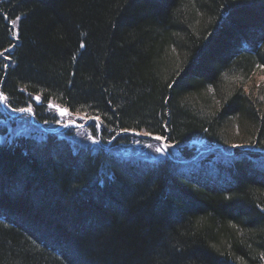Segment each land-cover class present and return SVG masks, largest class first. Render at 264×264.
<instances>
[{
  "label": "trees",
  "instance_id": "obj_1",
  "mask_svg": "<svg viewBox=\"0 0 264 264\" xmlns=\"http://www.w3.org/2000/svg\"><path fill=\"white\" fill-rule=\"evenodd\" d=\"M0 53V264H264V0H0Z\"/></svg>",
  "mask_w": 264,
  "mask_h": 264
},
{
  "label": "snow or ice",
  "instance_id": "obj_2",
  "mask_svg": "<svg viewBox=\"0 0 264 264\" xmlns=\"http://www.w3.org/2000/svg\"><path fill=\"white\" fill-rule=\"evenodd\" d=\"M16 19H19V17H17ZM14 26L16 24V20H11L10 21ZM17 33L14 31L12 33V35H16ZM83 47V45H81ZM9 50L8 49H5L4 52H8ZM0 55H3V53H0ZM5 59H8L10 60L11 59V56H6ZM5 67H7V65H5ZM171 86V85H170ZM37 100L40 99V97H36ZM0 102H3L5 104L8 103V97L5 96L2 92H0ZM53 107H56L55 105H53ZM14 111H19V112H26L28 114H33V109L32 107H26V108H19V109H14ZM61 114L63 115L64 114V110H61ZM148 135H151V133H148ZM157 140H162L164 139L163 137H156ZM93 142H96L95 140ZM164 147H167V145H165ZM164 147H160V148H157L156 151L157 152H163L164 151ZM235 147H239V145H236Z\"/></svg>",
  "mask_w": 264,
  "mask_h": 264
},
{
  "label": "rangeland",
  "instance_id": "obj_3",
  "mask_svg": "<svg viewBox=\"0 0 264 264\" xmlns=\"http://www.w3.org/2000/svg\"><path fill=\"white\" fill-rule=\"evenodd\" d=\"M22 113H24V112H18V113H16V114H14L13 115V118L14 119H18V118H20V119H25V118H23L22 116H21V114ZM27 114V113H26ZM26 117H27V115H26ZM30 118L32 119L33 118V116H32V114H30ZM77 124V122H74V124L73 125H76Z\"/></svg>",
  "mask_w": 264,
  "mask_h": 264
}]
</instances>
